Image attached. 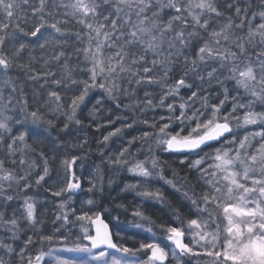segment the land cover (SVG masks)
<instances>
[{
    "label": "snow or ice",
    "instance_id": "snow-or-ice-1",
    "mask_svg": "<svg viewBox=\"0 0 264 264\" xmlns=\"http://www.w3.org/2000/svg\"><path fill=\"white\" fill-rule=\"evenodd\" d=\"M0 264H264V0H0Z\"/></svg>",
    "mask_w": 264,
    "mask_h": 264
},
{
    "label": "trees",
    "instance_id": "trees-1",
    "mask_svg": "<svg viewBox=\"0 0 264 264\" xmlns=\"http://www.w3.org/2000/svg\"><path fill=\"white\" fill-rule=\"evenodd\" d=\"M161 156L162 157H167V153H161ZM77 171H79V168L77 169ZM170 175V173H169ZM161 184L163 183L162 181L160 182ZM121 187H123V184L120 185ZM159 186V185H157ZM84 187L87 188V175H85V181H84ZM41 191H43V189H41ZM116 193H113V195H115ZM121 196H122V201L123 203H125L126 205L129 206V213L127 214V217L124 213H121V222L123 223L126 219L127 220H131V215H130V212H131V209L137 205H140L141 204V200L139 197H136L135 196V193L133 192H127V193H121ZM38 199H42V198H38ZM107 203V202H105ZM150 204V202H147L145 204V207H148V212L149 213H152L154 211L153 208H151L150 206H148ZM76 207H80V202L79 200L76 201ZM115 215V214H114ZM157 215H159V213H157ZM155 219V217H153ZM159 233V232H158ZM157 233V235H158ZM132 239V237L130 238ZM127 242V240H125L129 246H131L132 244L130 243V241L133 242V240H130Z\"/></svg>",
    "mask_w": 264,
    "mask_h": 264
},
{
    "label": "rangeland",
    "instance_id": "rangeland-1",
    "mask_svg": "<svg viewBox=\"0 0 264 264\" xmlns=\"http://www.w3.org/2000/svg\"><path fill=\"white\" fill-rule=\"evenodd\" d=\"M137 231H139V230L134 229V228H130V229H129V232H130V233H131V232H137ZM158 235H159V233H158ZM131 237H132V239H130ZM118 238L123 239V240H127V242L129 241V239H130V240H133V242L130 241V243H131V244L136 243L137 246H138V244L141 242V240L143 239L142 236H132L131 234L126 235V234L123 233V232H121V233L119 234V237H118Z\"/></svg>",
    "mask_w": 264,
    "mask_h": 264
}]
</instances>
